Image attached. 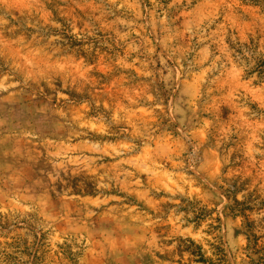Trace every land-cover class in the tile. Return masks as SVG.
Masks as SVG:
<instances>
[{
  "label": "rangeland",
  "instance_id": "1",
  "mask_svg": "<svg viewBox=\"0 0 264 264\" xmlns=\"http://www.w3.org/2000/svg\"><path fill=\"white\" fill-rule=\"evenodd\" d=\"M215 2L0 0V50L81 77L0 91V264H264V38H226L222 66Z\"/></svg>",
  "mask_w": 264,
  "mask_h": 264
},
{
  "label": "clouds",
  "instance_id": "2",
  "mask_svg": "<svg viewBox=\"0 0 264 264\" xmlns=\"http://www.w3.org/2000/svg\"><path fill=\"white\" fill-rule=\"evenodd\" d=\"M75 2V0H73ZM249 0H216L215 3L211 4L209 7L211 9H219L224 17V22L218 23V19H210L209 25L213 23H217V32L220 33L219 40H214L212 43L216 45L214 49L215 52L219 51L220 56L216 59L221 63V65H226L229 63L227 57L224 55L223 49L227 47L224 44V40L227 38L229 44L233 45L234 48H238L241 46L240 43V31L244 33L250 34L253 37H261L264 38V0H261L260 8H252L248 5ZM32 6H35L33 4ZM79 7V5H77ZM47 15V13H46ZM211 17H215V11L209 13ZM233 18L239 19L241 24L238 26L233 23ZM247 18L248 23H243L244 19ZM48 22V21H46ZM55 27L59 28V25H55ZM75 27V25H73ZM232 29V31H229ZM10 32H14L15 29H8ZM216 33H213L215 35ZM53 40L58 39L57 37H53ZM244 40H247V36L244 37ZM31 41L25 43L23 38H17L15 40H9L4 43V49L0 50V55H6L10 53V58L12 60V64L8 66V71L11 75L6 74L4 69L0 67V91L7 92L9 88H16L18 85L16 83H9L14 76H22L21 84L26 85L32 88L33 94L36 96L43 95L45 93V89L51 92L53 96H61L65 91L71 92L75 89L77 83L81 80L79 73L76 70V67L70 61H62L63 67H61L60 63H57V59H52V56H56V50L52 51L50 57L45 60L38 59L34 56L28 55L29 44ZM51 43V41H50ZM262 43H264V39H262ZM15 46V47H13ZM264 51V47L261 49ZM236 61L239 62V56L235 57ZM29 81L31 82L29 84ZM14 94V93H13ZM86 145V141H85ZM217 149L220 148V145L217 144ZM83 150L80 155L83 156V152L89 150L88 146H83ZM225 156L230 157L231 151L228 149H223ZM255 151L260 152L262 157L260 166L264 169V151L260 149H256ZM52 155H59L58 153H52ZM67 155V153H64ZM75 161L72 159H67L61 161V163L65 166L69 163H74ZM227 159H225V163H227ZM250 163L255 166V161L252 160ZM165 165L171 166L172 161L169 159H163L161 163V167ZM175 166L177 168H182L183 165L181 161L176 160ZM177 191L182 193V189H177ZM170 195L166 197H162L164 199H172L176 195L175 192H171L169 190Z\"/></svg>",
  "mask_w": 264,
  "mask_h": 264
},
{
  "label": "trees",
  "instance_id": "3",
  "mask_svg": "<svg viewBox=\"0 0 264 264\" xmlns=\"http://www.w3.org/2000/svg\"><path fill=\"white\" fill-rule=\"evenodd\" d=\"M198 256L200 257V261L203 262V255L202 254H198Z\"/></svg>",
  "mask_w": 264,
  "mask_h": 264
}]
</instances>
